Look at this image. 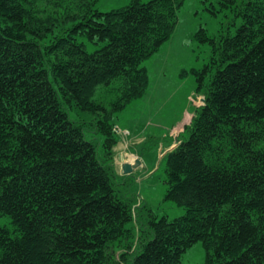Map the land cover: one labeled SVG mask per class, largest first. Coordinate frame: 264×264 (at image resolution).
Returning <instances> with one entry per match:
<instances>
[{
    "label": "trees",
    "instance_id": "obj_1",
    "mask_svg": "<svg viewBox=\"0 0 264 264\" xmlns=\"http://www.w3.org/2000/svg\"><path fill=\"white\" fill-rule=\"evenodd\" d=\"M216 1L241 21L195 33L213 71L185 72L203 97L164 156V200L185 208L169 219L121 189L112 126L184 0H0V264H179L196 242L203 264H264V0Z\"/></svg>",
    "mask_w": 264,
    "mask_h": 264
},
{
    "label": "rangeland",
    "instance_id": "obj_2",
    "mask_svg": "<svg viewBox=\"0 0 264 264\" xmlns=\"http://www.w3.org/2000/svg\"><path fill=\"white\" fill-rule=\"evenodd\" d=\"M129 1L95 0V6L100 11H109ZM240 21L233 9L220 8L216 0H184L171 37L142 62L148 72L145 94L115 114L112 132L117 142L113 152L118 173L122 175L120 153L125 161L140 160L139 167L123 178L121 189L138 195L137 205L144 203L146 208L141 209L144 217L152 214L172 219L185 212L183 206L164 200L167 188L164 156L173 142L184 138V126L202 102L199 99L203 95L196 91L195 76L185 72L204 67L213 71L212 47L209 42H199L195 33L204 28L208 36L215 38L233 33ZM85 42L88 51L102 44ZM207 74L203 77L205 82ZM71 117L95 121L93 115L73 108ZM205 256L203 245L196 242L182 254L179 264H203Z\"/></svg>",
    "mask_w": 264,
    "mask_h": 264
},
{
    "label": "water",
    "instance_id": "obj_3",
    "mask_svg": "<svg viewBox=\"0 0 264 264\" xmlns=\"http://www.w3.org/2000/svg\"><path fill=\"white\" fill-rule=\"evenodd\" d=\"M118 158L121 162L120 166L123 174L131 173L134 169H136L140 165L139 159H135L133 162L125 161V157L121 153L118 155Z\"/></svg>",
    "mask_w": 264,
    "mask_h": 264
},
{
    "label": "crops",
    "instance_id": "obj_4",
    "mask_svg": "<svg viewBox=\"0 0 264 264\" xmlns=\"http://www.w3.org/2000/svg\"><path fill=\"white\" fill-rule=\"evenodd\" d=\"M176 142H177V141L173 142V144L170 146L169 149L173 148V147L176 145ZM120 168H121V167H120ZM121 172H122V171H121Z\"/></svg>",
    "mask_w": 264,
    "mask_h": 264
},
{
    "label": "bare ground",
    "instance_id": "obj_5",
    "mask_svg": "<svg viewBox=\"0 0 264 264\" xmlns=\"http://www.w3.org/2000/svg\"><path fill=\"white\" fill-rule=\"evenodd\" d=\"M122 171V170H121Z\"/></svg>",
    "mask_w": 264,
    "mask_h": 264
}]
</instances>
